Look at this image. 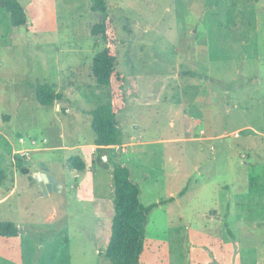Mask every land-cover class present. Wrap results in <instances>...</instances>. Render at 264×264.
Instances as JSON below:
<instances>
[{
	"label": "rangeland",
	"instance_id": "rangeland-1",
	"mask_svg": "<svg viewBox=\"0 0 264 264\" xmlns=\"http://www.w3.org/2000/svg\"><path fill=\"white\" fill-rule=\"evenodd\" d=\"M17 1L18 27L0 5V221L20 233L0 236V264H110L115 164L141 204L157 203L139 264H264V0H107L124 145L93 156L88 112L108 91L91 73L101 14L90 0ZM37 83L62 99L39 104ZM38 162L60 192L42 193Z\"/></svg>",
	"mask_w": 264,
	"mask_h": 264
},
{
	"label": "trees",
	"instance_id": "trees-1",
	"mask_svg": "<svg viewBox=\"0 0 264 264\" xmlns=\"http://www.w3.org/2000/svg\"><path fill=\"white\" fill-rule=\"evenodd\" d=\"M0 5L9 13L13 26L25 25L27 14L17 0H0ZM90 9L101 14L99 20L91 25L89 33L104 43L91 62V73L99 85H106L107 101L88 113L90 126L97 146H117L122 144L121 132L116 122V114L126 107L124 94V75L116 69V33L112 19L107 14V0H90ZM36 101L50 106L62 99V94L46 83H37L33 87ZM66 112L65 108H60ZM71 168L81 171L85 163L79 156L68 159ZM26 173L27 169L22 168ZM114 194V214L111 220L110 236L104 256L110 264H139L144 245V230L149 211L157 203L144 206L140 203V188L130 179L129 169L125 165L115 164L112 173ZM160 203V202H158ZM20 233L12 221H0V236L14 237Z\"/></svg>",
	"mask_w": 264,
	"mask_h": 264
},
{
	"label": "water",
	"instance_id": "water-1",
	"mask_svg": "<svg viewBox=\"0 0 264 264\" xmlns=\"http://www.w3.org/2000/svg\"><path fill=\"white\" fill-rule=\"evenodd\" d=\"M32 171L35 172V177L39 182L42 193L55 191L60 192L61 184L52 176L48 167L44 163H36L32 167Z\"/></svg>",
	"mask_w": 264,
	"mask_h": 264
},
{
	"label": "crops",
	"instance_id": "crops-1",
	"mask_svg": "<svg viewBox=\"0 0 264 264\" xmlns=\"http://www.w3.org/2000/svg\"><path fill=\"white\" fill-rule=\"evenodd\" d=\"M57 107V106H56ZM64 108V107H63ZM66 109V108H65ZM124 144L122 143L121 145H117V146H109V147H115L116 149H119V147L120 146H123ZM90 148H91V155L93 156L95 153H94V148H98L99 146H97V145H95L94 144V142H93V144H90V146H89ZM100 147H102V146H100ZM20 150H25V149H20ZM13 151H16V149L15 148H12V152ZM18 151V150H17ZM117 151H119V150H117ZM124 150H122V152H123ZM81 159H82V157H81ZM40 163V162H39ZM47 166V165H46ZM48 167V166H47ZM85 169V168H84ZM77 171V170H76ZM81 171H83V170H81ZM35 175V174H34ZM59 183H61V180H57ZM61 186H63V184L61 185ZM63 188V187H62Z\"/></svg>",
	"mask_w": 264,
	"mask_h": 264
}]
</instances>
